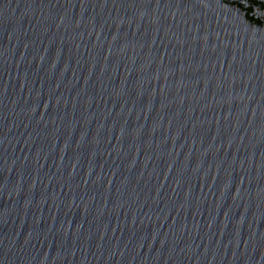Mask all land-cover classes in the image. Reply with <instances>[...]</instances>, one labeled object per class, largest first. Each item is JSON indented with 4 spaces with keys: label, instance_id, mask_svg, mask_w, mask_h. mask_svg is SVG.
<instances>
[{
    "label": "water",
    "instance_id": "water-1",
    "mask_svg": "<svg viewBox=\"0 0 264 264\" xmlns=\"http://www.w3.org/2000/svg\"><path fill=\"white\" fill-rule=\"evenodd\" d=\"M0 264H264V0H0Z\"/></svg>",
    "mask_w": 264,
    "mask_h": 264
}]
</instances>
